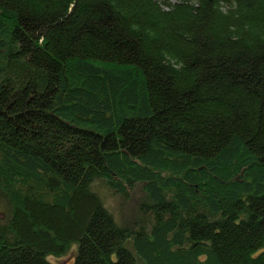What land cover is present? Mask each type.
<instances>
[{"label":"trees","instance_id":"16d2710c","mask_svg":"<svg viewBox=\"0 0 264 264\" xmlns=\"http://www.w3.org/2000/svg\"><path fill=\"white\" fill-rule=\"evenodd\" d=\"M73 245L264 264V0H0V264Z\"/></svg>","mask_w":264,"mask_h":264},{"label":"rangeland","instance_id":"374dc122","mask_svg":"<svg viewBox=\"0 0 264 264\" xmlns=\"http://www.w3.org/2000/svg\"><path fill=\"white\" fill-rule=\"evenodd\" d=\"M170 1H174V0H170ZM118 201H115V205H117ZM127 208V207H126ZM75 256V245H73L69 251L68 254H66V256L62 257V258H53V257H49V260L56 263V264H69L73 257Z\"/></svg>","mask_w":264,"mask_h":264}]
</instances>
